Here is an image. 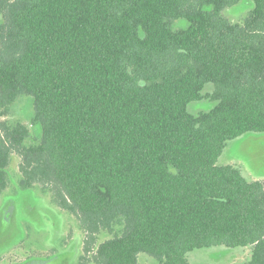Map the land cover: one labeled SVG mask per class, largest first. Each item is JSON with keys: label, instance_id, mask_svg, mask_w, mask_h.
<instances>
[{"label": "trees", "instance_id": "1", "mask_svg": "<svg viewBox=\"0 0 264 264\" xmlns=\"http://www.w3.org/2000/svg\"><path fill=\"white\" fill-rule=\"evenodd\" d=\"M239 1L0 0V196L16 154L21 188L77 219L80 263L224 246L264 264V180L217 162L264 132V0L231 21ZM24 95L39 137L7 118Z\"/></svg>", "mask_w": 264, "mask_h": 264}, {"label": "rangeland", "instance_id": "2", "mask_svg": "<svg viewBox=\"0 0 264 264\" xmlns=\"http://www.w3.org/2000/svg\"><path fill=\"white\" fill-rule=\"evenodd\" d=\"M252 8L251 0H240L226 7L223 14L237 21ZM211 88L208 83L204 90ZM212 105L206 99L195 100L189 103L188 110L197 114ZM33 114V97L24 95L11 105L7 118L24 123L39 137L40 124L31 122ZM18 162L19 157L13 154L8 166V186L0 196V264H95L80 263L84 235L77 219L56 206L49 191L42 186L21 188ZM217 162L237 167L249 181L264 180V132H247L228 140ZM60 221V226L64 224L61 233L57 229ZM107 237L102 232L100 239ZM248 254L246 248L213 246L193 249L187 253V259L190 264H235L248 258ZM138 258L143 264H158L156 258L146 253H140Z\"/></svg>", "mask_w": 264, "mask_h": 264}, {"label": "crops", "instance_id": "3", "mask_svg": "<svg viewBox=\"0 0 264 264\" xmlns=\"http://www.w3.org/2000/svg\"><path fill=\"white\" fill-rule=\"evenodd\" d=\"M61 214V213H60ZM56 215V217H57V219H58V214H55ZM61 222L62 221H60V223H57V224H59V228H58V225H57V229H58V231L61 233L62 232V230H63V227H64V224L63 225H61L60 226V224H61ZM78 227H79V223H78ZM72 236H73V233H72ZM77 252H78V247H77ZM78 258H79V256H78ZM79 263V262H78Z\"/></svg>", "mask_w": 264, "mask_h": 264}]
</instances>
